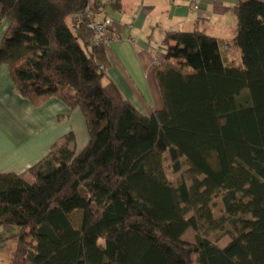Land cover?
<instances>
[{
  "label": "trees",
  "instance_id": "1",
  "mask_svg": "<svg viewBox=\"0 0 264 264\" xmlns=\"http://www.w3.org/2000/svg\"><path fill=\"white\" fill-rule=\"evenodd\" d=\"M87 6L0 0L14 90L78 109L88 134L78 153L70 131L25 172H0V227L17 228L9 264H264V0L232 7L230 40L165 32L162 108L149 116L107 76L86 17L72 25Z\"/></svg>",
  "mask_w": 264,
  "mask_h": 264
},
{
  "label": "crops",
  "instance_id": "2",
  "mask_svg": "<svg viewBox=\"0 0 264 264\" xmlns=\"http://www.w3.org/2000/svg\"><path fill=\"white\" fill-rule=\"evenodd\" d=\"M102 1V12L112 21L111 41L105 47L106 74L122 97L145 116L162 108L154 71L165 61L166 31L197 27L220 40L232 39L237 31L231 9L239 0H199L198 10H192L186 0ZM5 28L3 23L0 39ZM235 55L236 48H230L227 60L234 61ZM70 131L78 153L88 142L81 112L54 98L32 105L14 90L6 67H0V172H25ZM16 231L0 227V264H9Z\"/></svg>",
  "mask_w": 264,
  "mask_h": 264
},
{
  "label": "built area",
  "instance_id": "3",
  "mask_svg": "<svg viewBox=\"0 0 264 264\" xmlns=\"http://www.w3.org/2000/svg\"><path fill=\"white\" fill-rule=\"evenodd\" d=\"M88 6L86 12L77 13L72 18V25L75 26L82 23L85 18V24L93 32V42L107 46L111 41L109 29L112 25L111 19L106 16L102 10V0H87ZM192 10H198L199 0H186Z\"/></svg>",
  "mask_w": 264,
  "mask_h": 264
},
{
  "label": "rangeland",
  "instance_id": "4",
  "mask_svg": "<svg viewBox=\"0 0 264 264\" xmlns=\"http://www.w3.org/2000/svg\"><path fill=\"white\" fill-rule=\"evenodd\" d=\"M236 65H240L241 64V58H240V52L238 49H236V55H235V58H234V61ZM165 170H166V173H167V176L168 178L172 181V182H175L177 176H178V173H175L172 171L171 169V165H170V161L167 159L166 157V161H165ZM10 228H13V230H17L16 227H9V230ZM6 229V228H4ZM183 239L184 240H187V241H190V242H194L195 240V233L192 229H189L185 232V234L183 235ZM229 241V238L228 237H224L222 240L219 241V245H223L225 244L226 242Z\"/></svg>",
  "mask_w": 264,
  "mask_h": 264
}]
</instances>
